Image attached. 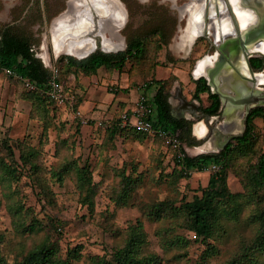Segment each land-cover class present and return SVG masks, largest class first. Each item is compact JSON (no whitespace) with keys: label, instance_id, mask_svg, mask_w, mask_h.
<instances>
[{"label":"rangeland","instance_id":"374dc122","mask_svg":"<svg viewBox=\"0 0 264 264\" xmlns=\"http://www.w3.org/2000/svg\"><path fill=\"white\" fill-rule=\"evenodd\" d=\"M70 1L0 0V28L13 24V32L29 40L35 56L43 57L39 58L41 61L50 59L45 40L51 37L52 63L45 59V65L52 75L54 70H59L62 82L67 83L70 82L68 70H71L68 59H78L56 53L51 30L54 21L68 10ZM117 1L127 17L121 31L125 47L131 40L146 38L145 57L139 61L129 60L123 69L125 74H130L131 85L139 95L153 100L157 92L154 81L161 80L168 97L178 86L188 102L208 106V95H202L201 102L193 98L196 81L193 72L201 59L216 51L213 35L205 32L197 38L191 51H187V47L180 49L177 41L189 17L180 23L179 10L172 0L175 10L167 0ZM196 1L179 0V4ZM206 20L209 22L208 18ZM180 24L186 26L179 29ZM180 78L188 84L181 83ZM99 80V76L92 79L87 98L88 106L93 103L90 105L93 112L101 114L99 119H89L82 114L79 117L78 109L60 106L45 95L29 91L16 78H8V88L1 90L0 249L5 259L3 264H14L21 255L45 240L58 242V258L69 259L72 264H94L92 258L97 255L111 261L113 253L126 245L130 227L139 222L147 235L146 254H157L161 264H199L203 254H207V246L195 242L193 233L182 225L181 218L157 219L150 213L162 202L179 207L185 201H192L209 185L213 171L207 168L189 175L180 172L177 162L181 143L177 136L144 135L119 124L113 132L122 115L131 110L115 109L108 116L106 106L98 108L96 97L93 101L92 97L97 91L106 95V87L103 89L97 84ZM70 94L80 103L82 97L71 91ZM175 116L180 114L175 113ZM191 121L198 122L197 119ZM202 121L199 123L206 130ZM254 133L256 151L260 153L264 150V120L255 121ZM195 134L192 128V136L203 145L205 142ZM182 147L187 155L195 156L199 146ZM11 151L13 159H10ZM254 157L234 160L228 172L231 193H245L241 176ZM128 187H132V191L127 197ZM259 206L264 209V202ZM253 207V204L245 205L237 221H223V230L211 241L218 254L208 259V264L229 262L240 253L244 241L254 238L255 227L248 221ZM28 227H33L34 231L28 232ZM179 238L184 242L178 243ZM77 247H81L80 254L73 259L69 253L77 251L74 254L77 256Z\"/></svg>","mask_w":264,"mask_h":264},{"label":"trees","instance_id":"16d2710c","mask_svg":"<svg viewBox=\"0 0 264 264\" xmlns=\"http://www.w3.org/2000/svg\"><path fill=\"white\" fill-rule=\"evenodd\" d=\"M147 50L146 38H137L129 41L126 51L116 56L93 55L85 61L69 58L68 63L70 66L85 71L88 75L95 74L105 66L109 67L108 70L122 71L129 60L139 61L145 57ZM0 67L10 69L21 78H28L39 86L48 84L51 79L50 70L35 56L29 41L12 34L9 30L4 31L0 42ZM58 72V80L68 91L65 83L61 80L59 70ZM154 83L158 86L152 101L155 106V112L151 119L154 128L157 131L177 136L182 146L201 145L192 136L194 122L173 116L164 82L160 80L154 81ZM205 94L208 95L210 104L202 109L203 112L210 116L218 115L221 106L219 96L212 94L205 79L196 80L193 98L201 101V96ZM45 98L53 101L47 96ZM78 106L79 103L75 109H78ZM257 119L264 120L263 108H255L250 112L246 120L245 134L235 138L220 154L190 157L183 147L180 148L182 157L178 158L177 162L180 172L189 175L193 171H206L212 165H217L219 168L212 172L209 185L202 189L201 194L195 196L192 201H185L179 207H175L170 202H162L152 208L150 215L154 218L170 217L174 220L181 218L182 225L193 233L195 242L207 246V254H203L202 262L199 264H208V259L218 254L216 246L211 241L223 230V221L239 220L243 207L252 204L254 207L248 221L255 227V236L249 242L244 241L241 244L240 253L225 264H264V209L259 206L264 202V150L260 153L256 151L257 139L254 131ZM117 124L119 123H116L113 132L118 129ZM251 156H255L254 160L250 162L246 172L244 171L241 176L245 193H231L228 185V172L233 166L234 160ZM11 158H14L12 151ZM129 180L131 182V179ZM131 191L132 187H128L125 196L128 197ZM27 231L33 232L34 228L28 227ZM179 242H184V240L179 238ZM146 246L147 235L142 223L139 222L130 227L126 245L113 253L111 261L105 256L98 255L94 256L92 261L94 264H161V258L157 254L145 253ZM77 249H79L77 256L74 255L77 251H70L71 258H78L81 247H77ZM59 250L58 242L51 243L49 240H45L27 254L21 255L20 260L14 264H72L69 259L58 258ZM4 261L0 249V264H3Z\"/></svg>","mask_w":264,"mask_h":264},{"label":"bare ground","instance_id":"6f19581e","mask_svg":"<svg viewBox=\"0 0 264 264\" xmlns=\"http://www.w3.org/2000/svg\"><path fill=\"white\" fill-rule=\"evenodd\" d=\"M172 1L176 3V0ZM175 7L177 6L175 5ZM177 8H179L181 18L189 17L187 27L177 42V46L181 49L187 47L188 50H191L197 38L205 32L211 33L216 42L220 44L227 36L236 35L240 30L256 21L254 12L246 8L241 0H197L195 3L192 2ZM207 18L209 22H207ZM126 21V12L117 0H71L68 10L52 25L51 34L56 53L58 55L67 53L77 58H83L99 48L107 53L120 51L125 48V40L121 31ZM250 51L253 53L264 52V41L250 47ZM216 57L214 54L201 59L195 66L194 76L196 78L207 77L208 70L214 66ZM46 61L48 62V58ZM236 61L240 71L247 77H252L242 53L239 54ZM230 73H232V69L224 70V80H228ZM257 81L259 85H264V74L257 76ZM234 84L237 83L228 85L227 82H223L221 89L228 92L230 86H235ZM246 85L249 89L252 86L249 82ZM182 111L183 114L188 112ZM194 128L199 136L206 133L202 124H198ZM243 128L244 112L237 109L232 111L231 116L222 122L217 133L224 141L232 135L241 134ZM211 141L197 147L196 154L212 149V144L215 142Z\"/></svg>","mask_w":264,"mask_h":264},{"label":"water","instance_id":"95a60500","mask_svg":"<svg viewBox=\"0 0 264 264\" xmlns=\"http://www.w3.org/2000/svg\"><path fill=\"white\" fill-rule=\"evenodd\" d=\"M241 2L246 8H249L254 12L256 16L255 23L246 27L243 30H240V32L237 33L236 35L227 36V38H224V41H222L219 45H217L216 43L215 53L217 54V60L215 61L214 66L208 70L207 77L202 76L199 78H195L196 80H199L200 78H205L208 86L211 89L212 94H216L219 96L221 102L219 115L211 117L210 115L203 112L202 109L204 107H200L194 101L188 102L187 99L183 96L181 88L178 86L174 87L172 91V96L169 98V103L171 107H173L172 114L174 117H177L175 116V113H177L178 111L177 109L174 108V104H173V99L175 97L180 100L179 102L180 110L181 111L186 110L190 113L189 117L180 115L177 118H184L189 121H191V119H197L198 122L202 121L199 120V118L204 119L202 122L206 126V133L202 137H198L195 134V129H194L195 124H193L194 126L193 132L201 141L207 142L212 140L211 141L212 143L215 142L214 144H212V149L203 150L197 153L195 156L188 155L190 157H196L200 155L220 154L235 138L243 136L247 129V125H246L247 117L249 116L250 112L253 109L261 106L260 100L264 98V95L262 94L263 91L258 89L257 85H259V83L257 82L254 83V81L250 77L244 75L236 64L237 62L236 60L238 59L239 54H241L244 49L247 48L249 49L250 46L261 44L264 41V0H241ZM50 38L51 37H47L45 40L46 50L50 59L48 62L45 61V59L44 61L51 65L53 46ZM126 49L127 48L125 47V49L122 50L121 52H125ZM191 50H187V51H191ZM63 55L73 57L72 55L69 54H63ZM87 57L88 56L77 59L82 60ZM39 58L42 59L43 57H39ZM45 62L43 64L46 68H48L47 65H45L46 64ZM228 69H232V73L228 75L227 78L228 80L226 81L224 80L223 72L224 70H228ZM232 77H233V81H232ZM230 80L232 82H229ZM223 82H227L228 85H231V83L232 84L237 83V84L236 85L234 84L235 86L232 87L230 86L229 91L225 92L221 89V84ZM247 82L251 83L252 85L250 89L246 85ZM237 109L244 112L243 132L239 135H232L223 141L221 139V136H218L217 127L219 124H221V122L225 121L231 116L232 111ZM221 110H223L222 113ZM201 111L204 113L203 115H201L200 113Z\"/></svg>","mask_w":264,"mask_h":264},{"label":"crops","instance_id":"0c3cea01","mask_svg":"<svg viewBox=\"0 0 264 264\" xmlns=\"http://www.w3.org/2000/svg\"><path fill=\"white\" fill-rule=\"evenodd\" d=\"M68 71H70V76H69L70 82L67 83L66 81H64V83L67 86V88H69L68 89L69 92L70 91L74 92L76 95L82 97V100L80 101L78 106V111L81 112L82 116L84 115L89 119H99L101 115L96 111L93 112V108H92L93 106H90L93 105V103L90 102L88 106V101H87L89 100L87 98L90 95V90L93 83L92 79L94 77H98V76L100 77V80L97 84L103 89H105L106 87V95L102 94L103 91H97V94L99 95L94 94V96L92 97V101L96 97L95 101H96V105L98 104V108L106 106V115L108 116L115 109H119V108L120 110L123 108L126 110H133V107H135V103L137 102L140 96L139 92L135 90V88H133V85H131L133 79H131L130 74L127 72L125 74L124 70L122 71L113 70V69L108 70L104 67H101L95 74L88 75L85 73V71H82L77 67L71 66V70ZM52 76L53 75L51 74V78ZM8 78L11 77L5 75L0 76V93L1 90L8 88L9 86L7 82ZM105 81H106V85L104 84ZM180 81L183 84H188L183 78H180ZM154 84L156 85V83ZM110 86H116V87H114L113 89ZM156 87L158 88L157 85ZM150 101L152 102L153 100ZM173 101H174V108L178 109L177 114L184 116L183 111H181L179 108L180 101L175 97ZM109 109L110 111L108 112ZM178 119H184V118H178Z\"/></svg>","mask_w":264,"mask_h":264},{"label":"built area","instance_id":"2783aa9c","mask_svg":"<svg viewBox=\"0 0 264 264\" xmlns=\"http://www.w3.org/2000/svg\"><path fill=\"white\" fill-rule=\"evenodd\" d=\"M2 74L22 81L24 87L27 90L32 92L35 91L42 95H45L60 106H65L73 110L77 105L76 96L66 91L64 85L58 80V70H54L53 76L50 79L49 83L44 86L36 85L28 78H21L14 71L0 67V76ZM154 112L155 106L150 101V99L146 95H141L137 100L133 110L122 115L121 120L119 122V126L123 128L134 129L144 134L153 135L157 133L160 135L173 137L174 135L167 134L163 131H157L154 128L151 120L154 115ZM76 115L81 117V112L77 110ZM180 148H182V144ZM181 157L182 155L180 154L179 150V158ZM218 168L219 167L217 165H212L210 167V170L214 172L217 171Z\"/></svg>","mask_w":264,"mask_h":264},{"label":"flooded vegetation","instance_id":"af4514ba","mask_svg":"<svg viewBox=\"0 0 264 264\" xmlns=\"http://www.w3.org/2000/svg\"><path fill=\"white\" fill-rule=\"evenodd\" d=\"M167 1H170V2H172L171 0H167ZM177 1V0H176ZM187 4V3H186ZM186 4H184V5H180L179 4V0H178V5L180 6V7H182V6H185ZM175 5L177 6V7H179L176 3L174 4V7H175ZM171 7H172V9H174L173 8V2H172V5H171ZM177 7H175V8H177ZM175 10V9H174ZM178 10H179V8H178ZM177 10V11H178ZM178 13H180V11H178ZM180 18H181V15L179 14V20H180ZM185 18V17H184ZM183 18H181V20H182ZM180 20V23H182V22H184V21H187V19H184V20H182L181 21ZM187 25V24H186ZM186 25H181L180 24V26H179V29H180V27H185ZM13 28H14V25L12 24V25H6V26H3V27H1L0 28V42H1V40H2V35H3V33H4V31H6V30H9L12 34H14V35H16V36H18V34H16V33H14L13 32ZM185 30V29H184ZM178 36H179V33H178ZM178 36H177V40H178ZM23 38V37H22ZM26 39V38H25ZM28 40V39H27ZM29 41V40H28ZM223 41H224V39H223ZM178 42V41H177ZM217 42L215 41V44H216ZM29 44H30V42H29ZM217 45H219V43H217ZM30 46H31V44H30ZM128 46V45H127ZM250 47H252V46H250ZM250 47H249V49L247 48V49H244L243 51H242V55H243V57H244V59L246 60V62H247V66H248V69H249V71H250V74H251V76L252 77H250L253 81H254V83H258V81H257V76H259V75H261V74H264V52H260V51H256V52H251L250 51ZM100 49V50H99ZM98 50H96V51H94V53L92 52L91 54H89V55H87L88 57L87 58H85V59H82V60H77V61H85V60H88L91 56H93V55H106V56H116V55H118V54H120V53H123V52H121L122 50H124V49H122V50H120V51H117V52H109V53H107L106 51H104V50H102L101 48H99ZM126 51V50H125ZM216 52V51H215ZM214 52V54H216ZM214 54H212V55H208V56H213ZM216 56H217V54H216ZM74 60H76V59H74ZM216 60H217V57H216ZM200 77H202V76H200ZM205 77V76H204ZM199 78V77H198ZM200 79H205V78H200ZM206 80V79H205ZM262 84V83H261ZM259 87H258V89L259 90H262L263 92H262V94L264 95V85H258ZM260 104H261V106L260 107H257V108H263L264 109V98H262L261 100H260ZM219 115V114H218ZM218 115H216V116H218ZM211 117H214V116H211ZM197 123H199V122H197ZM195 124V127H196V125H198V124ZM215 123V122H214ZM200 124V123H199ZM221 124H219L218 125V127L217 128H219V126H220ZM195 129V128H194ZM196 133V132H195ZM197 135V134H196ZM204 135V133L202 134V135H197L198 137H202ZM205 142V141H204ZM201 143V142H200ZM206 143V142H205ZM200 146V145H199Z\"/></svg>","mask_w":264,"mask_h":264}]
</instances>
